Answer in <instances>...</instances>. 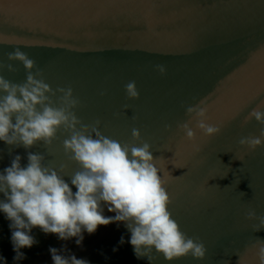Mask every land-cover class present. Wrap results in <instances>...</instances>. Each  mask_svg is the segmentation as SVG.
Returning a JSON list of instances; mask_svg holds the SVG:
<instances>
[{"label": "water", "instance_id": "95a60500", "mask_svg": "<svg viewBox=\"0 0 264 264\" xmlns=\"http://www.w3.org/2000/svg\"><path fill=\"white\" fill-rule=\"evenodd\" d=\"M17 48L35 61L33 73L41 70L53 91L71 87L82 124L99 120L103 136L135 146L147 142L153 157L164 159L156 166L171 218L204 244L206 255L169 262L153 249L151 264H258L264 227L246 216L249 210L264 215V146L249 150L238 142L264 127L254 119L242 123L264 105V0H0V64L15 68L0 69V75L21 84L23 64L7 59ZM130 81L137 99L126 97ZM59 95L51 97L53 106ZM200 101L207 122L221 131L205 136L192 120L195 138L187 140L178 125L189 119L186 108ZM133 128L139 140L133 141ZM67 138L61 128L49 147L38 142L27 151L0 141V173L16 155L25 167L27 152L40 153L45 165L65 166L62 178L75 193L71 176L79 166L64 153ZM101 207L105 217L115 216ZM9 223L0 212V264H53L50 247L89 264H149L134 255L124 222L100 225L94 234L82 230L81 246L76 238L59 240L33 228L37 243L14 261Z\"/></svg>", "mask_w": 264, "mask_h": 264}, {"label": "clouds", "instance_id": "9594fccd", "mask_svg": "<svg viewBox=\"0 0 264 264\" xmlns=\"http://www.w3.org/2000/svg\"><path fill=\"white\" fill-rule=\"evenodd\" d=\"M7 59L23 64L26 80L17 84L0 75V93L4 94L0 96V141L22 146L26 151L38 142L49 147L57 131L63 128L69 133V138L63 141L64 153L79 166L71 176L75 193L62 178L65 166L61 164L56 169L45 165V157L40 153L27 152L25 167H21V157L16 155L10 167L0 173V193L4 195L0 212L10 221L13 260L25 259L20 250L37 243L30 235L33 228H40L46 235L55 234L59 240L76 238L77 246H81L82 230L94 234L98 226L113 222L125 223L131 233L128 243L133 247L134 255L137 259L147 258L149 264L154 259L153 249L169 262L189 254L194 259H204V244L181 232L168 211L170 199L166 182L161 169L156 166L157 161L164 159L154 158L147 142L135 146L103 136L98 130L99 120L92 125L82 124L73 111L79 101L73 97L71 87L53 91L44 82L41 70L36 69L33 73L35 61L26 53L17 48L7 54ZM155 67L161 75L165 74L164 65ZM3 68L15 71L12 63L0 64V69ZM57 93L60 94L55 102L58 107L53 106L51 99ZM125 94L128 99L139 97L135 81L125 85ZM202 104L200 101L187 107L189 119L178 125L187 140L195 138V132L189 126L192 120L196 121L195 128L205 136L211 137L221 131L220 127L207 122V107ZM124 107L127 109L128 106ZM262 107L264 105L253 108L242 123L254 119L264 125ZM131 136L133 141L139 140V130L133 128ZM238 143L249 150L264 146V127L259 136L242 137ZM101 202L115 216L105 217ZM246 218L258 220L260 228L264 227V215L258 216L255 210H249ZM257 240L258 264H264V241ZM124 242L121 236L119 243ZM62 250L49 248L53 264H89L75 255L65 257L58 254Z\"/></svg>", "mask_w": 264, "mask_h": 264}]
</instances>
